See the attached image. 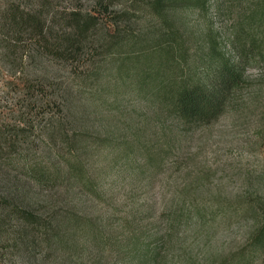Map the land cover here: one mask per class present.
Segmentation results:
<instances>
[{
	"label": "rangeland",
	"instance_id": "374dc122",
	"mask_svg": "<svg viewBox=\"0 0 264 264\" xmlns=\"http://www.w3.org/2000/svg\"><path fill=\"white\" fill-rule=\"evenodd\" d=\"M156 1L0 0V264H123L92 234L183 202L221 211L158 264H264V57L215 122L171 111L179 85L236 58L264 0ZM79 15L93 26L67 51Z\"/></svg>",
	"mask_w": 264,
	"mask_h": 264
},
{
	"label": "trees",
	"instance_id": "16d2710c",
	"mask_svg": "<svg viewBox=\"0 0 264 264\" xmlns=\"http://www.w3.org/2000/svg\"><path fill=\"white\" fill-rule=\"evenodd\" d=\"M164 1L166 0H157V6H162ZM9 18L14 25L32 23L35 20L32 13L19 10L9 13ZM248 23L244 25L239 22L233 33L232 43L236 58H224L211 77L182 83L172 92L171 111L185 129L209 125L218 120L245 81L246 70L251 60L258 54L264 57V6L257 14L251 16ZM91 24V18L83 19L80 15L77 16L70 43L62 45L63 49L69 51L76 47L80 48L87 32L93 26ZM213 42L215 43V40ZM156 160V156L151 154L143 158V162L151 164L154 161V165ZM137 166L141 173L144 170L142 164H136L133 168ZM147 210H154L152 211V218H156L152 221L154 226L146 223L145 219L137 221L136 216L141 210L135 209L133 214L129 213V219L124 217L125 219L121 220L120 225L112 232L98 229L90 237L91 243L93 246L99 244L102 250L105 247L112 248L115 254L122 258L123 264H158L166 249L173 246L182 229L187 231L189 226L195 224L199 227L211 226L221 208L209 210L183 202L161 209L152 206ZM149 214L150 212L146 213L144 218H148ZM255 241L264 242V225L257 230Z\"/></svg>",
	"mask_w": 264,
	"mask_h": 264
}]
</instances>
